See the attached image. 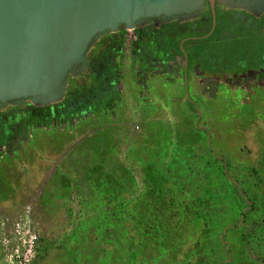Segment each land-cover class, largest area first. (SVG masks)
Listing matches in <instances>:
<instances>
[{"label":"rangeland","instance_id":"obj_1","mask_svg":"<svg viewBox=\"0 0 264 264\" xmlns=\"http://www.w3.org/2000/svg\"><path fill=\"white\" fill-rule=\"evenodd\" d=\"M236 31L242 35L221 45L227 57L264 53L263 24ZM166 117L142 123L150 131L134 140L125 131L115 134L113 123L89 118L98 129L39 130L34 142L6 155L0 161V264L3 253L22 251L34 233L28 264H264V119L200 118L207 140L192 127L194 116L176 111ZM208 145L228 157V165ZM133 195L135 214L127 203ZM132 215L136 233L124 235L120 229Z\"/></svg>","mask_w":264,"mask_h":264},{"label":"flooded vegetation","instance_id":"obj_2","mask_svg":"<svg viewBox=\"0 0 264 264\" xmlns=\"http://www.w3.org/2000/svg\"><path fill=\"white\" fill-rule=\"evenodd\" d=\"M141 20L135 29L103 32L88 48L84 70L68 77L66 92L54 105L35 107L25 98L0 108V161L27 140L34 142L39 130L72 134L80 124L87 125V132L98 129L91 128L89 118L101 125L113 123L115 134L125 131L133 140L150 131L142 123L152 122V117L168 122L166 116L176 111L194 116L192 127L205 131L207 140L210 131L205 122L199 124L200 118L236 116L263 122L264 53L233 59L221 45L227 37L242 35L236 28L264 25V3L213 0L211 6L205 0L191 13ZM207 150L212 151L210 145ZM212 153L228 165V157Z\"/></svg>","mask_w":264,"mask_h":264},{"label":"water","instance_id":"obj_3","mask_svg":"<svg viewBox=\"0 0 264 264\" xmlns=\"http://www.w3.org/2000/svg\"><path fill=\"white\" fill-rule=\"evenodd\" d=\"M204 1L0 0V108L25 98L35 107L54 105L68 77L84 70L88 48L103 32L135 29L146 17L191 13Z\"/></svg>","mask_w":264,"mask_h":264},{"label":"built area","instance_id":"obj_4","mask_svg":"<svg viewBox=\"0 0 264 264\" xmlns=\"http://www.w3.org/2000/svg\"><path fill=\"white\" fill-rule=\"evenodd\" d=\"M36 241H37V235L34 233L30 235L29 239L24 243L22 242L23 250L16 248L14 249V253L12 252H5L3 253V259L5 261V264L14 263L15 261L12 260L13 257L16 258L15 264H28L30 261V258L32 256V252L36 248Z\"/></svg>","mask_w":264,"mask_h":264},{"label":"trees","instance_id":"obj_5","mask_svg":"<svg viewBox=\"0 0 264 264\" xmlns=\"http://www.w3.org/2000/svg\"><path fill=\"white\" fill-rule=\"evenodd\" d=\"M67 100V99H66ZM74 105H75V101H74V103H73V108H74ZM130 181H134V177L132 176L131 177V179H130ZM149 182V181H148ZM149 184V183H148ZM125 191H120V190H117L115 193H119L118 194V196H120L121 194H123ZM135 195H133L132 197H130L129 199L127 198V203H131V205H130V212H131V214L132 213H134L135 214V208H134V205H135V202H137V197L135 198L134 197ZM114 197L116 198V196L115 195H111V197H110V199H114ZM124 198H126L125 196H124ZM123 200H125V199H123ZM126 202V201H125ZM124 203V202H123ZM123 206H125V204L123 205ZM123 210V209H122ZM122 212H125V211H122ZM146 213H144V215H145ZM137 217V216H136ZM135 216H131V218L129 219V223L126 225H123L122 226V228L120 229V231H122V234H135L136 233V229H135V224L138 222V219L136 218ZM240 222H238V224H239ZM235 227L237 226V223L234 225ZM103 228H101V230H102ZM106 231L105 233H107L108 232V230L105 228V229H103V231ZM133 230H134V232H133ZM128 240V245H131V243H132V241H131V239H130V237H126Z\"/></svg>","mask_w":264,"mask_h":264}]
</instances>
